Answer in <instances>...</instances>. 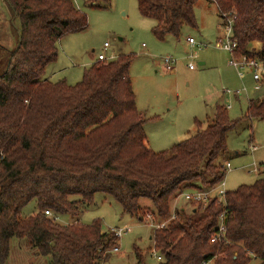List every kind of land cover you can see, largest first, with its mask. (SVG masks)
I'll use <instances>...</instances> for the list:
<instances>
[{
  "label": "trees",
  "instance_id": "16d2710c",
  "mask_svg": "<svg viewBox=\"0 0 264 264\" xmlns=\"http://www.w3.org/2000/svg\"><path fill=\"white\" fill-rule=\"evenodd\" d=\"M8 1L21 28L0 75V264L14 238L25 239L51 264L108 260L118 245L113 234L104 232L101 220H77L98 193L112 196L124 213L139 219L145 212L142 200L153 204L152 213L167 222L153 235L163 257L158 264H264V178L228 191L220 203L213 197L192 204L199 207L191 214L172 210L185 187L203 189L194 180L213 188L225 179V165L216 161L228 150V132L238 123L230 120L227 107L218 104L212 122L198 123L193 135L155 152L130 76L134 56L96 61L75 85L52 81L46 71L58 59L60 41L88 29L87 13L74 0ZM198 1L137 0L141 15L157 21L153 32L162 41L198 27ZM208 1L221 15H236L238 54H249V45L260 41L257 56L264 60V0ZM247 116L264 118V99H251ZM33 201L39 211L22 218ZM48 209L75 221H57L45 215ZM222 226L225 233L212 243ZM137 256L142 264L139 249Z\"/></svg>",
  "mask_w": 264,
  "mask_h": 264
},
{
  "label": "rangeland",
  "instance_id": "374dc122",
  "mask_svg": "<svg viewBox=\"0 0 264 264\" xmlns=\"http://www.w3.org/2000/svg\"><path fill=\"white\" fill-rule=\"evenodd\" d=\"M74 1L87 13L89 27L62 39L58 59L46 72V75L48 72L52 75V81L65 79L71 85L79 83L86 69L104 51V45L109 43L107 55L114 54L116 59L123 54L134 56L130 76L138 108L147 116L145 130L152 150H170L193 135L198 123L204 127L212 122L218 104L227 106L231 100L229 117L238 123L228 132V150L216 161L217 164L229 162L232 165L225 177L226 189L234 191L264 178V118L247 116L249 101L264 99V84L261 90H256V82L251 77L247 76L245 81L240 79L230 64V55L215 47L220 36L218 25L222 21L215 3L210 7L208 0H199L195 9L198 27H185L180 39L170 36L162 41L153 32L157 21L141 15L137 0H100L96 4L87 0ZM20 28L21 20L9 1L0 0V75L7 70L11 53L18 46ZM189 37L199 44H209V47H191L187 42ZM166 58L176 60V72H165L163 62ZM203 61L207 64L201 65ZM191 62L196 65L195 70L189 68ZM243 88L248 92L240 97L224 94L228 89ZM255 163L259 172L254 170ZM193 183L209 189L202 180ZM193 190L194 187H185L182 193ZM182 193L172 202L173 214H191L193 208L199 207L189 203ZM74 199L80 198L75 196ZM142 204L145 208L143 219L124 213L119 202L103 193L96 194L93 203L85 206L77 219L82 223L101 220L105 232L113 228L128 230L118 242L120 250L113 251L102 264H139L138 249L142 252V264L159 263L157 256L160 254L153 240L154 222L146 216L155 212V207L146 199ZM38 211L37 202L33 201L22 210L21 217L33 216ZM74 221L70 217L62 219L64 223ZM4 264H51V259L38 255L25 239L14 238Z\"/></svg>",
  "mask_w": 264,
  "mask_h": 264
},
{
  "label": "built area",
  "instance_id": "2783aa9c",
  "mask_svg": "<svg viewBox=\"0 0 264 264\" xmlns=\"http://www.w3.org/2000/svg\"><path fill=\"white\" fill-rule=\"evenodd\" d=\"M222 21L218 25V30L220 31V36L218 37L215 47L221 50L226 51L230 55V64L236 69L238 76L240 78H244L247 76V73L249 72L253 78V80L256 82V90H261L262 84H264V60L259 58L257 56L258 51L256 50H249V54H243L239 55V44L234 39V21L236 19V15L233 13H222L221 15ZM188 44L191 47H196L200 45L202 48L209 47V44L204 43H197V41L193 37H189L187 40ZM110 47L109 43H106L104 45V51L100 53L97 56V61H103V62H110L113 60H116L115 56H108V48ZM176 60L173 58H166L163 62V67L165 72H176ZM189 68L191 70L196 69V65L191 62L189 64ZM248 92L247 88L238 89V90H225L224 94H229L232 96L240 97L244 92ZM231 100L229 101V104L226 106L227 109L231 108ZM226 172H229L232 170L231 163H227L225 165ZM254 170L259 172V168L257 167V164H254ZM220 186V187H218ZM228 190L226 189V182L225 179L216 185L213 188L209 189H194L193 191L189 193H182V196L185 197V199L191 203V204H207L213 197H217L218 203L222 202L227 194ZM45 215L51 218H55L57 221H62L63 218L60 216H55L54 213L51 210H46ZM147 219L151 222L153 221V227L155 230L165 228L167 225V222H161L157 221L156 216L153 213H148ZM173 219H175V215L173 216ZM221 219H223V215L221 216ZM111 234L115 237L116 241L119 242L123 235L128 232L126 229H118L113 228L110 230ZM225 233L224 226L220 227V230L218 233H216L212 239V243H216L221 239L222 234ZM120 250L119 246L117 245L113 251L118 252ZM158 261H161L163 257L161 255L157 256Z\"/></svg>",
  "mask_w": 264,
  "mask_h": 264
},
{
  "label": "crops",
  "instance_id": "0c3cea01",
  "mask_svg": "<svg viewBox=\"0 0 264 264\" xmlns=\"http://www.w3.org/2000/svg\"><path fill=\"white\" fill-rule=\"evenodd\" d=\"M208 4L210 5V7H212V3L211 2H209L208 1ZM62 41V40H61ZM61 41H60V43H61ZM109 49V48H108ZM261 49H262V43L260 42V41H254V42H252L250 45H249V50H256V51H258V52H260L261 51ZM103 52H105V51H103ZM108 52H109V50H108ZM107 52V53H108ZM108 56H115L114 54H111V55H108ZM97 61V59L94 61V63ZM201 65H206L207 63L205 62V61H203V62H201L200 63ZM51 65V64H50ZM49 65V66H50ZM48 66V67H49ZM47 72V71H46ZM52 73V72H51ZM247 76H249V77H251L252 78V76H251V74L248 72L247 73ZM247 76H245L243 79L242 78H240V79H242V80H244ZM46 77L48 78V79H50V80H52V75L51 74H49V72H48V74L46 75ZM253 79V78H252ZM245 81V80H244ZM216 111V110H215ZM143 113V112H142ZM145 117L147 118V116L145 115ZM188 134H191V132H189ZM190 136V135H189ZM147 139H148V135H147ZM148 146L150 147V144H149V139H148ZM151 148V147H150ZM152 149V148H151ZM194 189H196V188H194ZM175 200V199H174ZM105 232V231H104Z\"/></svg>",
  "mask_w": 264,
  "mask_h": 264
}]
</instances>
